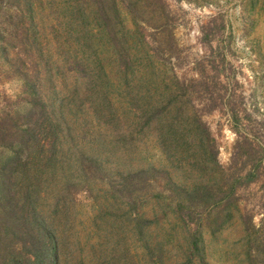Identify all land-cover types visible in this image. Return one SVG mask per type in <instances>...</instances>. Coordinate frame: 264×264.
Returning a JSON list of instances; mask_svg holds the SVG:
<instances>
[{"label":"trees","instance_id":"obj_1","mask_svg":"<svg viewBox=\"0 0 264 264\" xmlns=\"http://www.w3.org/2000/svg\"><path fill=\"white\" fill-rule=\"evenodd\" d=\"M122 13L116 0H0V51L18 54L9 64L27 104L0 137L11 151L0 179L4 264H212L207 237L242 212L245 181L226 178L196 90L151 81L133 97ZM87 114L131 133L130 162L105 165L76 143L95 126ZM184 151L220 177L186 193L173 173Z\"/></svg>","mask_w":264,"mask_h":264},{"label":"rangeland","instance_id":"obj_2","mask_svg":"<svg viewBox=\"0 0 264 264\" xmlns=\"http://www.w3.org/2000/svg\"><path fill=\"white\" fill-rule=\"evenodd\" d=\"M116 1L121 18L131 28L133 97L142 95L151 81L171 89L176 84L192 86L198 93L196 107L208 109L202 119L217 142L220 163L228 166L226 178L245 181L239 191L242 212L235 213L223 233L207 237L208 260L212 264H264V0ZM14 55L18 56L16 51L8 57L0 51V137L13 131V118L27 106L17 97L22 77L9 64ZM152 67L159 74L154 80ZM90 119L94 128L86 129L85 138L77 137L76 143L89 153L98 150L105 165H111L115 157H120L117 162H130L131 133L124 135L111 117ZM10 153L0 138V179ZM195 162L193 153L184 151L173 172L186 193H192L189 188L195 182L220 177L210 166L207 171L196 168ZM12 163L14 172L22 168L21 162L13 159ZM12 179L17 182L19 177ZM83 196V191L78 193V200ZM48 203L45 208L50 213L53 207ZM3 209L0 203V217ZM6 249L0 237V264Z\"/></svg>","mask_w":264,"mask_h":264}]
</instances>
